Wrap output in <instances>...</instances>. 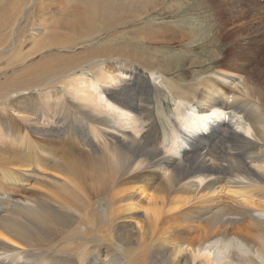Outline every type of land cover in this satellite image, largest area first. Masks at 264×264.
<instances>
[{
	"label": "bare ground",
	"instance_id": "obj_1",
	"mask_svg": "<svg viewBox=\"0 0 264 264\" xmlns=\"http://www.w3.org/2000/svg\"><path fill=\"white\" fill-rule=\"evenodd\" d=\"M120 1L39 2L29 58L0 44V264H264V45L162 60Z\"/></svg>",
	"mask_w": 264,
	"mask_h": 264
},
{
	"label": "rangeland",
	"instance_id": "obj_2",
	"mask_svg": "<svg viewBox=\"0 0 264 264\" xmlns=\"http://www.w3.org/2000/svg\"><path fill=\"white\" fill-rule=\"evenodd\" d=\"M59 1L61 0H0V44H14V57H27L36 47L32 41L35 32L31 33L30 29L35 26L50 28L52 21H57L60 16L54 11ZM124 1L126 0L120 2ZM164 1L166 0H138L135 4H146L142 10L138 5L134 10V4L125 10L124 18L129 22L126 28L130 33H134L135 38L132 39L129 33H125L120 40L128 44H153L157 49L156 57L165 60V54L168 55L169 51L179 52L183 44H194L201 36L202 40L198 43L216 44L214 48H217V53L226 59L233 57L234 49L244 53L247 59H261L258 47L264 45V0H170V3L165 4ZM39 2L52 4L54 9L46 7L45 11H40L36 9ZM127 4L126 2L125 7ZM148 28L152 32L150 35ZM52 34L61 38L68 36V32L61 27L49 29L45 37H51L50 42L39 44H54L55 38ZM111 34L109 30L107 33H99L96 36L97 43L101 44L103 39ZM194 34L196 36L191 37ZM14 57L9 55L0 63L1 69L7 67L8 71L0 72V76L8 74L9 77L0 80L3 84L13 79V72L9 70L14 64ZM240 57L244 59L243 54ZM169 58L173 59L174 54H169ZM38 60L39 56H36L28 62L35 63ZM185 68L183 75H190L187 66ZM13 82L18 83L19 79ZM56 84L57 81L47 78L36 90L47 89ZM20 90V86H15L10 93L6 92V95L21 97L23 92ZM171 104L172 102L168 103L170 109Z\"/></svg>",
	"mask_w": 264,
	"mask_h": 264
}]
</instances>
